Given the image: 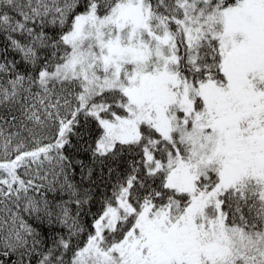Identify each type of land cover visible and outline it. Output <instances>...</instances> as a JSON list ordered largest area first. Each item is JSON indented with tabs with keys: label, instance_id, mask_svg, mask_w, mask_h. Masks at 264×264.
Returning a JSON list of instances; mask_svg holds the SVG:
<instances>
[{
	"label": "snow or ice",
	"instance_id": "obj_1",
	"mask_svg": "<svg viewBox=\"0 0 264 264\" xmlns=\"http://www.w3.org/2000/svg\"><path fill=\"white\" fill-rule=\"evenodd\" d=\"M0 264H264V0H0Z\"/></svg>",
	"mask_w": 264,
	"mask_h": 264
}]
</instances>
